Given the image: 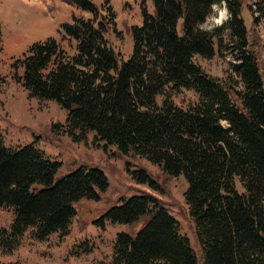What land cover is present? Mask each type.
I'll return each mask as SVG.
<instances>
[{"label":"trees","instance_id":"1","mask_svg":"<svg viewBox=\"0 0 264 264\" xmlns=\"http://www.w3.org/2000/svg\"><path fill=\"white\" fill-rule=\"evenodd\" d=\"M70 2L89 17L73 16L61 25L60 38L33 42L12 65L23 69L19 80L28 95L66 111L63 131L73 141L92 131L104 146L143 157L167 176L183 175L202 264H264V75L247 49L242 0H225L229 19L223 29L234 42L232 72L243 89L209 75L193 60L215 54L218 28L207 30L202 23L217 0H151L153 11L142 6L141 24L130 27L126 59L106 37L115 25L108 1ZM252 4V11L264 14V0ZM63 41L73 42L72 54ZM166 88L192 89L198 100L182 108L166 96L157 104ZM60 166L34 143L4 145L0 131V208L13 213L8 228H0L2 251L14 250L28 230L39 240L65 234L74 203L98 199L108 187L96 166L57 177ZM127 170L157 189L144 169ZM144 215L148 219L135 233L116 235L107 264H198L178 221L150 194L111 206L100 224L103 219L132 224Z\"/></svg>","mask_w":264,"mask_h":264},{"label":"rangeland","instance_id":"2","mask_svg":"<svg viewBox=\"0 0 264 264\" xmlns=\"http://www.w3.org/2000/svg\"><path fill=\"white\" fill-rule=\"evenodd\" d=\"M92 1L99 4L104 0ZM106 1L115 12L114 28L106 37L119 58L126 59L132 47L130 27L141 23L142 6L152 11L151 0ZM253 2L255 0H242L240 16L247 29V49L257 56L264 75V14L252 11ZM73 16L87 19L89 14L70 0H0V22L4 31L0 46V131L6 146L34 143L45 157L61 162L57 177L78 167L96 166L106 176L108 187L98 199L82 198L74 203L76 213L65 234L52 233L39 240L28 230L14 250L4 252L0 249V264H107L113 255L116 235L123 231L135 233L148 216L144 215L132 224L113 223L107 219L100 224L101 216L130 196L143 194L154 196L178 221L180 232L188 238L198 264H202V248L184 199L187 183L183 175L167 176L143 157L131 152L124 155L113 145L104 146L103 141L95 140L92 131L86 134L85 140L73 141L63 131L65 110L52 100L30 97L23 88L19 80L23 69L12 66L21 58L23 48L43 35L53 34L60 38V23H70ZM228 19L225 2L217 0L202 23L207 30L218 28L213 39L215 54L210 58L196 55L193 60L209 75L230 79L236 88L243 89L242 82L232 72L234 42L229 31L223 29ZM180 27L181 20L177 24L179 31ZM21 38L26 39L20 41ZM15 41H20L18 47V44L12 45ZM62 46L69 54L74 52L73 42L63 41ZM166 96L182 108L194 105L198 100L192 89L166 88L164 94L156 96L157 104ZM127 167L130 171L144 169L155 180L157 189L134 180ZM12 219L11 208H0V228L7 229Z\"/></svg>","mask_w":264,"mask_h":264},{"label":"crops","instance_id":"3","mask_svg":"<svg viewBox=\"0 0 264 264\" xmlns=\"http://www.w3.org/2000/svg\"><path fill=\"white\" fill-rule=\"evenodd\" d=\"M43 36H44V35H43ZM45 36H46V35H45ZM21 40H23V39L21 38L20 41H21ZM20 41H15V42L12 43V45L14 44V45L16 46V45L18 44V42H20Z\"/></svg>","mask_w":264,"mask_h":264}]
</instances>
